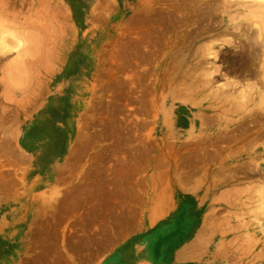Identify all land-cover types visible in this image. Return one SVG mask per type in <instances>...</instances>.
Masks as SVG:
<instances>
[{"label":"rangeland","instance_id":"obj_1","mask_svg":"<svg viewBox=\"0 0 264 264\" xmlns=\"http://www.w3.org/2000/svg\"><path fill=\"white\" fill-rule=\"evenodd\" d=\"M84 1L83 8L82 0H0V119L24 128L21 138L41 150L44 166L35 180L14 167L27 159L0 151V264H92L123 235L144 232L137 211L119 203L114 165L146 144L162 155L159 136L187 115L175 111L179 97H169L179 84L201 105L214 104L218 134L239 129L238 136L259 132L264 140V0ZM183 40L185 75L180 66L167 74ZM81 67L83 105L71 114L53 98ZM241 91L246 98L236 103ZM226 113H238L235 125H226ZM0 136L9 143L11 136ZM255 197L249 210L259 220L240 222L263 227L264 188ZM169 222L133 242L148 246L152 230ZM257 260L264 262V252Z\"/></svg>","mask_w":264,"mask_h":264},{"label":"crops","instance_id":"obj_2","mask_svg":"<svg viewBox=\"0 0 264 264\" xmlns=\"http://www.w3.org/2000/svg\"><path fill=\"white\" fill-rule=\"evenodd\" d=\"M84 68H79L77 76L70 78L64 91L53 98L72 111L71 114L83 105ZM77 83L79 88L72 93L73 102L64 101L69 87ZM183 104L187 110L183 126L173 125L172 131L167 128L159 136L163 141L162 155H155L152 144L150 147L146 144L130 149L129 154L121 156V163L114 165L119 203L136 210L146 229L123 235L107 255L92 264H152L145 255L153 264H264L257 260L264 252V245L255 241V234L260 232L257 224L240 222L259 220L258 215L251 213L249 205L256 203V190L264 188V140L260 139L259 132L242 133L231 139L233 131L218 134L217 109L212 102L209 106H195L185 100ZM236 114L227 117L226 113L227 126L235 125ZM4 124L0 119V135L7 134L11 139L7 143L0 136L1 155H6L8 148L10 156L22 157L23 162L27 159L29 164H17L16 171L33 173L35 180L42 181L41 150L27 147L21 138L24 128L20 129L17 122L8 127ZM219 142L225 144L224 149L219 150ZM55 168L49 166L50 172ZM236 194L239 198L235 201ZM221 209L224 212L219 213ZM170 220L172 222L162 231L152 230L148 246L143 240L133 242L159 222ZM245 226L246 231L242 228ZM162 233L170 235L173 243L158 240L156 237ZM140 244L148 248L147 253ZM155 244V249L150 251ZM158 251L160 256L154 257L153 252L158 254ZM243 253L252 255L241 256ZM135 256L139 257L134 260Z\"/></svg>","mask_w":264,"mask_h":264},{"label":"bare ground","instance_id":"obj_3","mask_svg":"<svg viewBox=\"0 0 264 264\" xmlns=\"http://www.w3.org/2000/svg\"><path fill=\"white\" fill-rule=\"evenodd\" d=\"M68 1H73V0H68ZM224 2H225V0H223ZM262 1V0H261ZM190 2H191V0H190ZM193 2V1H192ZM223 2V4H227V2H225L224 3ZM251 2V1H250ZM254 2V1H253ZM239 3H243L242 1L241 2H239ZM239 3L237 4V5H239ZM255 3V2H254ZM256 3H258V2H256ZM193 4V3H192ZM236 4V3H235ZM245 4V3H244ZM243 4V5H244ZM260 4V3H259ZM84 5H85V1L84 0H82V7L84 8ZM190 5V4H189ZM228 5H230V3L228 4ZM228 5H226V6H228ZM241 6H242V4H240ZM239 5V6H240ZM252 5V4H251ZM255 5V4H254ZM198 6V5H197ZM223 6V5H222ZM231 6V5H230ZM238 6V7H239ZM256 6V5H255ZM254 6V7H255ZM214 8V7H213ZM230 8V7H229ZM229 8H227V10L229 9ZM215 9V8H214ZM224 9H226V7L224 8ZM251 9V8H250ZM230 11V10H229ZM134 14H135V12H134ZM131 15H133V14H131ZM132 17H134V15L132 16ZM131 16H130V19L132 18ZM154 19V18H153ZM132 20V19H131ZM231 23V22H230ZM229 24V23H228ZM239 25V28L240 27H242V24H241V26H240V24H238ZM236 27H238V26H236ZM244 27V26H243ZM252 29H255V28H253V27H251ZM241 29H243V28H241ZM237 30V29H236ZM257 30V29H256ZM248 31H249V29H248ZM261 31V30H260ZM255 32V31H254ZM259 34V33H258ZM261 34V33H260ZM259 34V35H260ZM245 35H246V33H245ZM249 35V34H248ZM252 35V34H251ZM1 36V35H0ZM253 36V35H252ZM254 37V36H253ZM250 38V39H254V38ZM185 38H186V36H185ZM186 39H188V38H186ZM248 40H249V38H248ZM2 41V40H1ZM252 41V40H251ZM255 41V40H254ZM182 42V44H184V40L183 41H181ZM185 42L187 43V41L185 40ZM2 44V43H1ZM256 44V43H255ZM185 45V44H184ZM183 45V46H184ZM4 46V45H3ZM124 49V48H123ZM122 49V51H124L125 52V50H123ZM252 49H253V47H252ZM181 50H182V47H181V45L179 46V49H177V54H175L177 57L175 58L176 60H172L173 61V65L170 63V65L169 66H166V73H167V71L168 72H170V71H172L176 66H180V68H179V70L177 71V73L179 72V74L180 75H182V73H184V75H185V60H186V58L184 57V58H182V56H180L181 54L179 53V52H181ZM246 50V49H245ZM121 51V52H122ZM175 52V51H174ZM256 52V51H255ZM245 53V52H244ZM250 53H254V52H251L250 51ZM250 53H248V55L250 54ZM122 54H124L123 52H122ZM151 56H153L152 54H151ZM173 56V55H172ZM172 56H170V57H172ZM257 56V55H256ZM122 57H126V55L124 54ZM249 57H250V55H249ZM251 57H253V54H251ZM250 57V58H251ZM152 57H150V59H151ZM125 59V58H124ZM145 60V59H144ZM148 60H146V62H147ZM151 62H149L150 64H152V60H150ZM149 64V65H150ZM263 66V65H262ZM122 67H124L123 65H122ZM158 67V66H157ZM160 67V66H159ZM16 69V68H15ZM156 69H158V68H156ZM177 69V68H176ZM124 70V69H123ZM175 70V69H174ZM207 70V69H206ZM26 71V70H25ZM157 71H159V70H157ZM182 71H184V72H182ZM9 72V71H8ZM205 72V71H204ZM252 72V71H251ZM254 72V71H253ZM248 73V72H247ZM167 74H169V73H167ZM166 74V75H167ZM176 74V73H175ZM254 74H256V73H254ZM259 74V73H258ZM8 75V74H7ZM19 75V74H18ZM248 75V74H247ZM257 75V74H256ZM25 76H26V74H25ZM165 76V75H164ZM173 76H175V75H173ZM177 76V75H176ZM6 77H8V76H6ZM168 77V76H167ZM170 77V76H169ZM168 77V78H169ZM183 77H185V76H183ZM174 78V77H173ZM180 78H181V76H180ZM187 78V77H186ZM172 79V78H171ZM183 79H185V78H183ZM192 79V78H191ZM194 79V78H193ZM169 81H170V79H168ZM175 80V79H174ZM171 81H173V80H171ZM181 81H184V80H181ZM188 81V80H187ZM166 82V81H165ZM211 82V81H210ZM78 84L79 83H77V84H75V85H71L70 87H69V91H68V93L67 94H65L64 95V101L66 100V99H69V102L68 103H72L73 101L71 100V97H72V95H74V94H72V93H75V91L76 90H78V88H79V86H78ZM171 84H172V82H171ZM179 84V83H178ZM171 86V85H170ZM190 86V85H189ZM249 86V85H248ZM160 87V86H159ZM183 87V88H182ZM253 87V86H252ZM252 87H251V89H252ZM191 88V87H190ZM192 88H194V87H192ZM250 88V87H249ZM254 88V87H253ZM260 88V87H259ZM170 89V88H169ZM174 90H177V91H179V92H181V94L179 93V95H175V92H177V91H175V92H172V90L170 91V93H169V97H175V96H178L179 97V99L178 100H180V101H178L179 103L180 102H182V108L180 107V106H177V108H176V113H181V112H186L187 113V110H186V108L184 107V106H186V105H184L183 104V102H185V100H187V103H190V104H193V105H195V106H202L201 105V103L199 102V95L198 94H193V95H188V94H190V92H189V90L186 88V82H185V84H183L182 86H181V84H179L178 86H177V88L176 87H174L173 88ZM245 89V88H244ZM255 89V88H254ZM195 90V89H194ZM242 90V89H241ZM246 90V89H245ZM262 92L264 91V88L262 87ZM261 90H259V93H261L260 95L261 96H259L258 98H259V100H258V102H261L262 101V103H263V99H264V92L262 93V92H260ZM123 91V90H122ZM189 93H188V92ZM244 91V90H243ZM187 92V95L185 94ZM196 92V91H195ZM211 92V91H210ZM217 92V91H216ZM248 92V91H247ZM246 92V93H247ZM256 92V91H255ZM182 93H184V95L182 94ZM198 93V92H197ZM214 93H215V91H214ZM226 93V92H225ZM252 93V92H251ZM250 93V94H251ZM123 94V93H122ZM192 94V93H191ZM239 94V93H238ZM238 94H236V95H238ZM240 94H241V96L240 95H238V96H240V97H238V98H236V103H237V101L239 100V99H242L243 101H244V99L246 98V96L244 95V93L241 91L240 92ZM249 94V93H248ZM258 94V93H257ZM229 95H231V94H229ZM249 97H250V95H248ZM228 98H229V96H227ZM261 98H262V100H261ZM235 99V98H234ZM248 99V98H247ZM240 101L241 103L243 102V101ZM261 100V101H260ZM169 101V100H168ZM176 101V100H175ZM174 101V102H175ZM202 101H204V100H202ZM210 101H208V102H205V103H203V105L204 104H206V103H209ZM246 102H249V100L248 101H246ZM254 102H255V100H254ZM190 106V105H189ZM189 108V107H188ZM201 108V107H200ZM185 115V114H184ZM204 115V114H203ZM203 117V116H202ZM203 119V118H202ZM207 119V118H206ZM205 119V120H206ZM205 120H203V121H205ZM205 123V122H204ZM228 123V122H227ZM206 124V123H205ZM204 124V125H205ZM249 125V124H248ZM247 128V127H246ZM250 128V127H249ZM242 130V129H241ZM229 131V130H228ZM239 129H238V131L234 134V137L233 136H230V137H233V138H236L237 136L236 135H239ZM245 131V130H244ZM242 132V131H241ZM243 133V132H242ZM241 134V133H240ZM236 136V137H235ZM219 138V137H218ZM213 140V139H212ZM215 141H217V140H215ZM249 144V143H248ZM250 148V147H249ZM243 149V148H242ZM250 202V201H249ZM247 204V203H246ZM243 206H245V205H243ZM244 214H246V213H244ZM257 215V214H256ZM255 217V216H254ZM260 218V217H259ZM264 226V225H263ZM257 227L259 228V230L261 231V232H264V227H262V224L260 223V224H258L257 225ZM174 235H175V233H174ZM177 237H179V234L178 235H176ZM158 240H160V241H165V242H170L171 244L173 243L172 241H173V238H170V235H168L167 233H162V234H160L159 236H157L156 237ZM175 239V238H174ZM159 241V242H160ZM155 242V241H154ZM153 242V243H154ZM152 243V244H153ZM155 246H156V244L155 245H151V249H150V251H152V250H154L155 249ZM153 255H154V257H159L160 256V252L158 251V254H156L155 252H153ZM139 256H135V257H133V259L134 260H136L137 258H138Z\"/></svg>","mask_w":264,"mask_h":264}]
</instances>
